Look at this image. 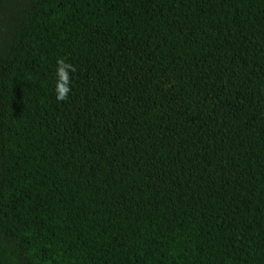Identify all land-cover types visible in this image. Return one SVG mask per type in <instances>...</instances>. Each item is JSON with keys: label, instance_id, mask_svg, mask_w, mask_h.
<instances>
[{"label": "trees", "instance_id": "1", "mask_svg": "<svg viewBox=\"0 0 264 264\" xmlns=\"http://www.w3.org/2000/svg\"><path fill=\"white\" fill-rule=\"evenodd\" d=\"M0 264H264V0H0Z\"/></svg>", "mask_w": 264, "mask_h": 264}, {"label": "clouds", "instance_id": "2", "mask_svg": "<svg viewBox=\"0 0 264 264\" xmlns=\"http://www.w3.org/2000/svg\"><path fill=\"white\" fill-rule=\"evenodd\" d=\"M57 81L55 85V93L57 101L63 102L68 100L69 93L71 92L72 80L69 72H76V67L67 62L65 58H59L57 60Z\"/></svg>", "mask_w": 264, "mask_h": 264}]
</instances>
